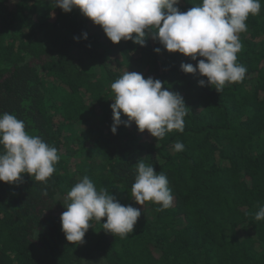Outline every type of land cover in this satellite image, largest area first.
Returning <instances> with one entry per match:
<instances>
[{
  "label": "trees",
  "instance_id": "16d2710c",
  "mask_svg": "<svg viewBox=\"0 0 264 264\" xmlns=\"http://www.w3.org/2000/svg\"><path fill=\"white\" fill-rule=\"evenodd\" d=\"M201 2L181 0L178 7L187 11ZM260 3V14L250 15L240 34L237 59L245 78L218 93L199 85L206 77L180 68L198 61L169 53L150 37L143 47L113 44L79 9L64 13L54 0H0V113L23 120L30 135L61 157L47 183L28 174L18 185L0 181V264H264V221L254 219L264 206ZM125 71L166 82L183 97L182 133L157 140L134 122L111 132V83ZM178 141L182 152L173 149ZM139 159L167 176L169 209L139 205L131 196ZM85 175L97 190L141 209L127 238L105 232V217L91 222L82 245L66 240L63 200Z\"/></svg>",
  "mask_w": 264,
  "mask_h": 264
},
{
  "label": "clouds",
  "instance_id": "9594fccd",
  "mask_svg": "<svg viewBox=\"0 0 264 264\" xmlns=\"http://www.w3.org/2000/svg\"><path fill=\"white\" fill-rule=\"evenodd\" d=\"M54 3L64 13L79 9L101 26L113 44L123 40L143 47L150 37L169 53L178 52L198 61L195 66L182 63L180 68L186 74L206 77L198 81L199 85L211 86L218 93L227 84L245 78L247 68L237 59L242 49L240 34L248 30L249 16H258L261 11L260 0H202L187 11L178 7L181 0H54ZM82 38L88 39L86 32ZM73 39L79 41L80 37ZM154 51L160 53L161 49ZM165 84L129 71L111 83L114 93L110 105L111 132L115 135L119 126L130 127L134 122L139 132L147 130L157 140L173 130L182 133L188 107L183 97ZM121 114L127 120H122ZM173 149L182 152L184 144L178 141ZM60 158L56 147L26 131L23 120L7 112L0 113V181L18 185L23 182L22 174H28L35 181L47 183ZM137 162L131 187L135 202L142 206L145 202L160 205L157 211L169 209L173 196L167 176L157 173L153 165L142 159ZM62 205L65 211L60 216L61 230L73 245L85 243L91 222L100 223L105 217L102 224L105 232L127 238L141 216V209L122 205L107 189L97 190L86 175L70 189ZM254 219L264 221V206L259 207ZM38 235L39 232L37 238Z\"/></svg>",
  "mask_w": 264,
  "mask_h": 264
}]
</instances>
